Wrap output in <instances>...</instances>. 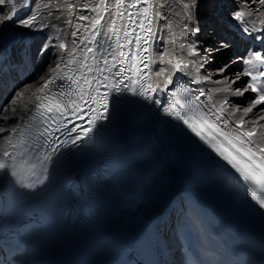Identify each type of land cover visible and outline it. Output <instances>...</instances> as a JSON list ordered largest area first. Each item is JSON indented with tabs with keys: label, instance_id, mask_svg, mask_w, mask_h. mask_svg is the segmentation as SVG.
I'll list each match as a JSON object with an SVG mask.
<instances>
[{
	"label": "bare ground",
	"instance_id": "obj_1",
	"mask_svg": "<svg viewBox=\"0 0 264 264\" xmlns=\"http://www.w3.org/2000/svg\"><path fill=\"white\" fill-rule=\"evenodd\" d=\"M185 2L187 0H151L150 3V5L162 4L164 6L151 7L153 15L156 12L161 13V15H154L150 34V85L156 90H147L145 120L149 139L153 143L160 165L167 176L169 199L177 198L176 195L178 193L175 189L176 174L172 167L173 165L170 164L164 152L156 143L153 129L154 112L161 102L163 92L169 86L168 80L171 79L172 81L175 74L186 78L206 111L212 105H219L225 98L229 100L230 104L244 106L247 104L245 97L233 96L231 95V90L217 91V89L228 88L229 85L224 82L223 77L216 74V70L226 62L234 60L238 55L243 54L247 58L249 49L260 50L261 48L259 40H253L249 35L241 31V27L245 25L232 19L233 12L237 10L238 6H242L241 0H199L197 21L200 31L196 34L187 33V27L192 25H189L186 20L187 14L183 8V3ZM69 4L74 5L71 10L68 8ZM115 4L116 0H106V7L98 6L100 5V0H26L24 5H17L16 11L18 15L13 21L0 25V105L5 104L9 100L15 89L19 88L18 91H20L27 85L35 86L25 93V96L18 101L16 106L15 123L19 124L21 128L28 119L38 116L39 112L43 111L42 108L37 110L32 103H28L30 98L34 100L33 93L40 96L47 94L50 97L55 94L58 95L61 90L55 86L61 78L69 74L70 69H73V71L81 69L79 63H68L73 58L72 53H74L77 60H82L83 55L87 54L89 56L88 65L95 66L98 62L99 67H105L101 54L108 57V51H106L108 45L113 47L114 50L116 49V36L111 32L107 36H98L96 40L103 42L102 47L96 42L88 44L83 38L87 36L88 40L92 39L91 20H79L78 17L88 16L94 18L99 13L104 17V20L101 21L102 26L106 25L109 20L114 19L117 34L119 35L122 27L120 10H123L124 5L117 8ZM45 5H48V7H45ZM255 6L253 5V7ZM10 9L11 6H5L0 10L7 12ZM33 13L38 14V23L46 24L47 27L26 29L17 26L15 23L16 18H23ZM56 17H60V19H56ZM164 17L167 18L165 19ZM246 19L251 21L253 17H246ZM260 19H264V16L260 17ZM66 20H70L71 24H66ZM81 25L87 26L88 31H85L84 27H79ZM255 26L259 27L260 25L256 23ZM78 27L79 32L77 36L73 37L71 33L77 31ZM252 35H258V33H253ZM73 40L77 42L76 45L72 43ZM221 40L228 41L232 47L221 52L212 53L211 62L205 64V67L197 72L192 62L202 60L205 56L204 49L218 45ZM60 43H64L67 46V51L53 47V45L58 46ZM45 47L46 51L40 54V49ZM72 47H77V50L74 52ZM88 47L93 49V53H87ZM97 47H100L99 52L96 51ZM193 48L199 53L198 56L189 55ZM93 54L96 57L95 61L91 58ZM161 57L163 58V63L160 62ZM31 58L35 62H30ZM169 60H171V64L168 63ZM181 61L187 63L188 67L184 68L183 63L179 70L173 67V65ZM248 67L249 65L246 61L237 62L232 64L226 75L231 76L233 73L242 72ZM52 68H56V73L49 77L48 74ZM161 68L165 69V72L157 76L156 72ZM81 71L90 80L97 74L87 72L85 69H81ZM254 71H264V66ZM208 75L211 76V79L206 78ZM42 77L47 78V87L42 93L36 92V88L45 83V80L41 79ZM194 80L197 82L193 83ZM82 84L87 89L88 86L84 82ZM95 85L96 83L93 82L92 86ZM236 86L232 85L231 88ZM201 91L205 95L200 96ZM248 95L250 94H246V96ZM24 107H27V112L21 111ZM225 107L228 106L226 105ZM8 115L11 116L12 113L9 112ZM209 115L225 131L235 135L238 127L235 124V120L238 116L225 114L221 117L216 109H213V112L209 113ZM12 123V120L7 122L0 121V126L7 124L11 127ZM247 129L248 126L245 125V128L240 131H247ZM259 131L264 132V129H259ZM16 139L17 137L14 136V140ZM2 148L3 141L0 139V150ZM178 150L179 154L174 153V156L178 165L182 167L189 160L183 155V152L186 153L184 146H180ZM170 155L172 163H175L171 152Z\"/></svg>",
	"mask_w": 264,
	"mask_h": 264
},
{
	"label": "snow or ice",
	"instance_id": "obj_2",
	"mask_svg": "<svg viewBox=\"0 0 264 264\" xmlns=\"http://www.w3.org/2000/svg\"><path fill=\"white\" fill-rule=\"evenodd\" d=\"M141 2L148 7L141 9L145 14L148 13L149 7H163L164 5H150L149 0H134L130 3L128 7L136 8ZM26 0H0V9L5 6H11V9L7 12L0 10V25L13 21L17 14V5H24ZM125 0H116L115 7L119 8L124 5ZM199 0H187L183 3V8L186 11V20L190 27H187L188 34H196L200 31L199 24L197 21V9H198ZM242 6H238L237 10L233 12L232 19L237 22L244 24V27H241V31L249 35L253 40H259L261 43L260 50L249 49L247 52V58L245 55L241 54L236 56L234 60L226 62L223 66L219 67L216 70V74L223 77L225 83L229 85L225 89H217V91H229L231 90V95L238 97H245L247 104L240 106L239 104H230L229 100L225 98L219 105H212L207 109V112L204 113V116L213 112V109H216L220 116L223 117L225 114L229 116H238L235 120V124L238 126L235 135L228 132H221L218 128L215 129L216 133L223 136V138L228 142L232 149H235L236 153H239L240 156L246 158V162L242 161L228 148H224L221 152V155L224 156V159L228 161L234 168H237L238 171L244 173V177L247 181L251 182L255 186V189H258L259 192L264 195V132L259 131V129H264V71H254L256 69L264 66V19L260 17L264 16V0H241ZM253 5H256L253 7ZM99 7H106V0H100ZM48 7V5H45ZM74 5L69 4L68 8L71 10ZM94 10V9H93ZM123 16V13H120ZM156 16H160L161 13H154ZM246 17H253V20L249 21ZM165 19L167 17H164ZM60 19V17H56ZM79 20H91V27L93 29L92 39L88 40V37L85 36L83 39L91 44L96 42L100 47H102L101 41H97L98 36H107L109 32L116 36L115 47L116 49H122L125 45L120 43V37L117 34L115 27V20H109L106 25H101V21L104 20V17L97 13L96 17L90 18L88 16H80ZM15 23L18 27L26 29L34 28H43L47 27L46 24L38 23V14H30L23 18H16ZM66 24H71L70 20L65 21ZM256 23H259V27H256ZM149 27L144 29L143 23L140 27L142 30L146 31L149 34L148 38L144 40V43L147 44L151 39V24L152 20L148 21ZM239 26V25H238ZM79 27H84L85 31H88V27L81 25ZM79 27L77 31L71 33L73 37L77 36L79 32ZM253 33H258V35H252ZM72 43L76 45V41L73 40ZM136 43L139 47L141 43V37L139 34L136 36ZM47 47V46H46ZM45 48L40 49V54H43L46 51ZM53 47H58L61 50L67 51V46L64 43H60L58 46L53 45ZM100 47H97L96 51H100ZM183 47V45H181ZM191 47V45H190ZM232 45L228 41L221 40L218 45L213 46L212 48H205V56L202 60L193 61V66L196 71L199 72L200 69L205 67V64L211 62L212 53L221 52L222 50L231 48ZM83 52V50H81ZM141 51L147 52V48H141ZM87 53H93L91 47L87 48ZM119 55L121 57L125 56L123 51H113L111 53L113 60L115 56ZM73 58L68 61V63H79L81 69H85L90 73H100L103 74L105 71L111 72L112 69L108 67V58L101 54V59H103L104 68L99 67L98 62L95 66L88 65L87 60L89 56L87 54L83 55L82 60H77L74 56V53L71 54ZM189 55H199L196 52L195 48L189 53ZM91 58L95 61L96 57L93 54ZM246 61L249 67L238 73H233L231 76L226 75L229 72L232 64L237 62ZM161 63H163V58L161 57ZM171 64V60L168 61ZM182 61L173 65L177 70L181 68ZM114 66V65H113ZM148 67V65H145ZM183 67L187 68L188 64L183 63ZM81 69H77V72H81ZM128 69L123 67L117 69L114 73L116 77L123 75V72ZM165 72V69L161 68L156 72L157 76H160ZM53 73H56V68H52L48 74L50 77ZM207 79H211V76H206ZM246 78V79H245ZM41 79L45 80L44 84H41L40 87L36 88V92H44L47 87V78L42 77ZM109 77L104 76L103 81L98 79L96 76L90 80L81 72L80 80H76L77 85L80 84V81L83 80L84 84L87 85V90L85 88H80L77 95L78 100L70 99L65 101L63 99L65 93H59L58 95L48 96L47 94L40 96L33 93L34 100L30 98L28 103H32L34 108L37 110L43 109L39 112L40 121L39 125L35 126V131L38 132L39 137L44 139L51 138L53 141H59V144L51 147V152L47 155H44L42 160H39V163L43 165V176L36 180L29 182V175H36L35 168L37 164L33 162V158L29 155L28 151L24 148L26 143L25 131L21 126L15 123L16 113H17V104L20 99L25 96V93L35 87L34 85H27L24 89L16 91L13 96L5 102V104L0 105V121L7 122L12 120L13 123L11 127L7 124L5 126H0V139L3 141V148L0 150V172H2L5 178L11 177L15 182L20 184L21 187L27 188L29 190L35 191L38 185H43L48 179L47 176V164L46 161L51 160L52 154H55L58 151V148L68 141H61L56 133H60L64 130L67 131L69 136H72L73 133L76 135L71 139L72 144H76L78 141L83 140L88 136L90 132L97 126V122L104 119L105 117L98 111L97 107L94 105L99 103V107L102 108L105 112L108 109L107 103H100L99 99H106L109 93L105 92L103 96H100L99 87L92 89V83L95 82L97 85L107 88L108 84L105 83L108 81ZM197 82L196 80L193 83ZM168 83H171V79L168 80ZM120 82L112 85V88L115 92H120ZM232 85H237L235 88H231ZM150 91H155L151 85H149ZM95 92L97 95H93L92 92ZM181 89L173 91L171 95L173 98L177 97V94L181 92ZM186 91V90H183ZM246 94H250L246 96ZM141 96L147 97V90L141 91L139 93ZM205 95L203 91L200 92V96ZM87 96V99L85 97ZM99 97V99H98ZM199 97H196L193 101V104H197ZM90 102V103H89ZM84 105L82 107L81 105ZM228 107H225V106ZM177 106L180 109H184L185 105L181 103L179 99H174L168 107L164 108V111L170 115H175L178 118L183 119L180 116V113L176 111ZM191 108V106H189ZM21 111L27 112V107L21 109ZM11 112L12 115L9 116L8 113ZM239 114V115H238ZM204 116L200 117L201 122L209 128H212L213 125L209 124ZM78 121H86L88 126H85ZM184 123H189L188 120H184ZM71 125V127H69ZM245 125L248 126L247 131H240L245 128ZM29 129H33V125L28 126ZM79 130V131H78ZM196 131L195 128H193ZM7 133V134H5ZM31 134V133H29ZM196 134L204 139V136L201 135L200 131H197ZM14 136L17 137L14 140ZM243 137V138H242ZM215 139V136H213ZM237 144L241 145L237 147ZM11 149V151H9ZM39 159V158H37ZM261 208H264V200L259 204Z\"/></svg>",
	"mask_w": 264,
	"mask_h": 264
},
{
	"label": "water",
	"instance_id": "obj_3",
	"mask_svg": "<svg viewBox=\"0 0 264 264\" xmlns=\"http://www.w3.org/2000/svg\"><path fill=\"white\" fill-rule=\"evenodd\" d=\"M132 2H134V0H129L128 1V5L130 4V3H132ZM134 8H131V7H126V10L124 11L125 12V15H124V22H125V27L127 28V26L126 25H128V23L130 22V20H131V17H132V15H131V13H132V10H133Z\"/></svg>",
	"mask_w": 264,
	"mask_h": 264
},
{
	"label": "rangeland",
	"instance_id": "obj_4",
	"mask_svg": "<svg viewBox=\"0 0 264 264\" xmlns=\"http://www.w3.org/2000/svg\"><path fill=\"white\" fill-rule=\"evenodd\" d=\"M72 49L74 50V52L77 50V47H72ZM33 58V57H32ZM32 58H31V61L30 62H35V60L34 61H32ZM42 61V60H41ZM19 89V88H18ZM18 89H15L13 92H12V95L9 97V99L13 96V94L16 92V91H18Z\"/></svg>",
	"mask_w": 264,
	"mask_h": 264
}]
</instances>
